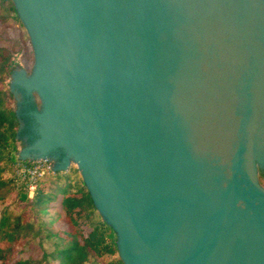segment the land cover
<instances>
[{"label": "water", "instance_id": "95a60500", "mask_svg": "<svg viewBox=\"0 0 264 264\" xmlns=\"http://www.w3.org/2000/svg\"><path fill=\"white\" fill-rule=\"evenodd\" d=\"M11 1L19 159L77 168L123 264H264V0Z\"/></svg>", "mask_w": 264, "mask_h": 264}, {"label": "trees", "instance_id": "16d2710c", "mask_svg": "<svg viewBox=\"0 0 264 264\" xmlns=\"http://www.w3.org/2000/svg\"><path fill=\"white\" fill-rule=\"evenodd\" d=\"M32 50L11 0H0V264H123L116 234L93 205L74 165L45 171L29 197L19 126L8 98L14 71H30ZM29 69V70H28ZM264 186V171H258ZM15 199L7 203L11 194Z\"/></svg>", "mask_w": 264, "mask_h": 264}, {"label": "built area", "instance_id": "2783aa9c", "mask_svg": "<svg viewBox=\"0 0 264 264\" xmlns=\"http://www.w3.org/2000/svg\"><path fill=\"white\" fill-rule=\"evenodd\" d=\"M51 170L50 163L47 161H33L32 165L27 168V174L29 176V197L32 196L35 188V179L43 175L45 171Z\"/></svg>", "mask_w": 264, "mask_h": 264}, {"label": "flooded vegetation", "instance_id": "af4514ba", "mask_svg": "<svg viewBox=\"0 0 264 264\" xmlns=\"http://www.w3.org/2000/svg\"><path fill=\"white\" fill-rule=\"evenodd\" d=\"M29 72H27V73H29ZM16 102L21 104V111H23L22 113H24V114L29 112V111H32L35 108V106L37 105L36 100L33 101V99H28V98H25V97H23L21 95H17ZM21 121H22L21 134H23L24 137H25L28 134L29 121H28V118L25 115H23L21 117Z\"/></svg>", "mask_w": 264, "mask_h": 264}, {"label": "rangeland", "instance_id": "374dc122", "mask_svg": "<svg viewBox=\"0 0 264 264\" xmlns=\"http://www.w3.org/2000/svg\"><path fill=\"white\" fill-rule=\"evenodd\" d=\"M29 70V69H28ZM26 71V70H25ZM9 81H10V79H9ZM8 102H9V105L11 106V108H13V110H15V98H14V96H12V97H9L8 98ZM17 155H18V152H17ZM20 156L18 155V158H19ZM50 167H51V163H50ZM15 199V194L14 193H12L11 194V196L9 197V200L7 201V203H9V202H11L12 200H14Z\"/></svg>", "mask_w": 264, "mask_h": 264}, {"label": "crops", "instance_id": "0c3cea01", "mask_svg": "<svg viewBox=\"0 0 264 264\" xmlns=\"http://www.w3.org/2000/svg\"><path fill=\"white\" fill-rule=\"evenodd\" d=\"M15 112V111H14Z\"/></svg>", "mask_w": 264, "mask_h": 264}]
</instances>
